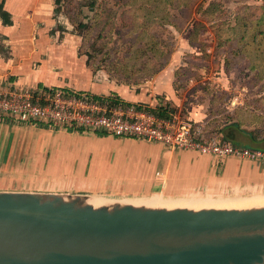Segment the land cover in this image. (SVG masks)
Masks as SVG:
<instances>
[{
	"label": "crops",
	"instance_id": "1",
	"mask_svg": "<svg viewBox=\"0 0 264 264\" xmlns=\"http://www.w3.org/2000/svg\"><path fill=\"white\" fill-rule=\"evenodd\" d=\"M61 3L0 0V81L41 93L60 90L121 101L154 115L186 116L206 136L264 150V78L253 77L246 59L229 68L219 57L208 62L200 47L186 40V45L169 48L171 59L151 76L109 79L90 65L82 36L67 27L59 11ZM184 52L194 57L186 59ZM239 65L248 72L245 79L232 78ZM13 165L52 176L49 184H58L64 173L66 187L113 190L131 200L264 197V163L221 160L133 137L0 117V175L19 171Z\"/></svg>",
	"mask_w": 264,
	"mask_h": 264
},
{
	"label": "water",
	"instance_id": "2",
	"mask_svg": "<svg viewBox=\"0 0 264 264\" xmlns=\"http://www.w3.org/2000/svg\"><path fill=\"white\" fill-rule=\"evenodd\" d=\"M89 199L0 191V264H264V206Z\"/></svg>",
	"mask_w": 264,
	"mask_h": 264
},
{
	"label": "rangeland",
	"instance_id": "3",
	"mask_svg": "<svg viewBox=\"0 0 264 264\" xmlns=\"http://www.w3.org/2000/svg\"><path fill=\"white\" fill-rule=\"evenodd\" d=\"M130 2L131 0H60L62 5L59 11L67 27L82 36L83 51L90 65L100 73L106 74L109 79L119 82L136 81L148 76L145 74V68L148 67L150 70L149 67H152L155 63L153 59L147 63V55L136 50L147 47L144 42L146 41L144 35L136 41V37L142 32L141 30L146 31L148 35H153L149 41H151V44L154 42L159 49L166 53L163 56L164 60L171 59L169 48H174L177 43L186 45V40H189L187 44L200 47L201 51L204 50V52H200L203 53L201 57L203 60L214 63L215 60L213 58L216 57V59L220 58L218 62H222L228 58V53L224 50L227 55H224L223 51L217 55L214 50L219 47L218 43L222 48H229L235 45L234 41H224V37L227 34L230 35L229 31L227 34L225 31L233 27L237 10L241 7L248 14L252 13L255 7L264 6V0H242L240 2L236 0H188L189 6L183 12L175 9L170 10L168 21L174 23L177 28L169 25L166 19H161L160 24L157 20L152 19L156 22L147 28H143L138 26L144 23V14L141 11H135L134 8L127 5ZM209 2L218 4L217 12L213 16H217L219 20L214 21V23L206 20L210 16L205 17L201 14ZM198 6L201 8L197 10ZM160 16L162 17V15ZM142 37L143 39H141ZM206 50L209 52H206ZM182 56L186 59L188 56L190 58L194 57L193 54L189 53H185ZM145 63H147L146 66ZM123 71L127 74L124 75ZM246 71L244 65H239L237 70L231 73L232 78L245 79L248 76ZM12 168H17L19 171L12 170V172L8 171L0 175V180L2 179L0 189L4 191L83 194L96 198L100 203L131 200L129 197L120 196L113 190L97 192L78 189L72 185L66 187L63 184L64 173L58 177V184L55 185L53 181L50 182L51 184L46 183L48 177V179L53 178L46 173L36 172L30 167L24 168L23 171H20L21 168L14 165ZM45 170V166L40 169L41 172ZM83 176L87 175L84 174ZM33 178H38L36 179L37 182L32 183L31 180ZM162 200L170 201L174 206H190L194 204L193 207H202L206 204V206L225 204L229 203L228 200L234 199L184 198L168 200L163 198Z\"/></svg>",
	"mask_w": 264,
	"mask_h": 264
},
{
	"label": "built area",
	"instance_id": "4",
	"mask_svg": "<svg viewBox=\"0 0 264 264\" xmlns=\"http://www.w3.org/2000/svg\"><path fill=\"white\" fill-rule=\"evenodd\" d=\"M235 101L231 104H236ZM0 117L20 123L79 127L114 137H133L221 160L264 163V150L240 147L219 135L206 136L203 127L189 117H159L133 104L102 102L89 94H66L60 90L41 93L0 81Z\"/></svg>",
	"mask_w": 264,
	"mask_h": 264
},
{
	"label": "trees",
	"instance_id": "5",
	"mask_svg": "<svg viewBox=\"0 0 264 264\" xmlns=\"http://www.w3.org/2000/svg\"><path fill=\"white\" fill-rule=\"evenodd\" d=\"M188 0H131V2L127 5L131 6V8H134L135 11H141L144 14V23L140 24L138 27L147 28L149 25H152V23L156 22L157 20L160 24L161 19H166L169 25L174 26L176 25L174 23H171L168 21L170 10L175 9L177 11L183 12L186 10L188 5ZM238 2L242 0H236ZM56 4L60 3V0H55ZM200 9L201 7L198 6ZM218 4L217 3H211L205 7L201 14L206 18V20L209 21H218L219 18L217 16H213L215 12H217ZM160 12H162L160 14ZM198 13V12H196ZM245 14V15H244ZM162 15V17L160 16ZM155 19V20H152ZM215 19V20H212ZM234 25L233 27H230L228 30H226V34L230 32V35H226L224 38V41H234V46H231L229 48H222L220 47L219 43L217 50H215V54L219 55L224 53V50L228 53V58L224 60L225 65L227 68L232 64H235L236 62L241 61V59H246L249 62V71L253 73V77H256L257 79H263L264 78V6L255 7L254 11L252 13L246 14L244 12V9L240 7L235 16H234ZM142 32L138 34L136 37V41L144 35L146 38V41H144L147 44V47L145 49H136L140 53L147 55L146 56V62L154 60V65L152 67H149L150 70L147 68L145 71V74L148 75L146 77L151 76L158 70L159 67L166 63V59H163V56L166 54L162 49H159L154 42L149 41L151 40V37L153 35H148L146 31L141 30ZM229 31V32H228ZM132 33V32H131ZM143 33V34H142ZM219 36V35H218ZM143 39V37L141 38ZM229 50V51H227ZM204 52V50H202ZM203 54V53H202ZM227 55V54H226ZM138 57V56H137ZM160 61H159V60ZM145 63V66L146 64ZM124 75L127 73L123 71ZM156 113V112H153ZM155 115L159 117H166L162 113H156Z\"/></svg>",
	"mask_w": 264,
	"mask_h": 264
},
{
	"label": "bare ground",
	"instance_id": "6",
	"mask_svg": "<svg viewBox=\"0 0 264 264\" xmlns=\"http://www.w3.org/2000/svg\"><path fill=\"white\" fill-rule=\"evenodd\" d=\"M228 201H229V203H225V204H218V205H213V206H210V205L206 206L207 205L206 204V205H203L202 207L248 208V207L264 206V197H252V198H243V199L239 198V199L228 200ZM89 202L91 204H93V205H98L100 203L99 200H97V199H89ZM176 202H177V200H176ZM131 203H133V204H145V205H148V206H158V207H166V208L174 207V205L171 204L170 201L162 200L160 198L159 199H151V200H148V199H145V200H131ZM193 205L186 206V207L193 208ZM202 207L201 206H199V207L195 206L194 208L198 209V208H202Z\"/></svg>",
	"mask_w": 264,
	"mask_h": 264
}]
</instances>
